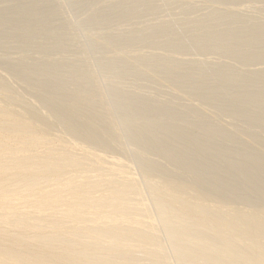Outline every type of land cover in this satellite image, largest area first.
<instances>
[{"label": "rangeland", "instance_id": "obj_1", "mask_svg": "<svg viewBox=\"0 0 264 264\" xmlns=\"http://www.w3.org/2000/svg\"><path fill=\"white\" fill-rule=\"evenodd\" d=\"M137 1H140L139 4L145 1L150 6L144 12L143 21L138 22V24L133 18L138 12L137 5L139 4L137 3L135 9H132L131 0H0V89H3L0 90V101L2 104L6 102L5 105L8 103L7 105H10L17 112L25 108L28 109V112L30 110L29 114L31 113L32 118L36 120H32L35 126L38 127L39 124L44 126L47 123V127L46 125L44 127L39 126L47 133L50 132L49 135L45 132L47 136L52 137L51 135H53L68 142L75 139L70 143L74 146H80V148H76L78 149L77 152L73 151V154H79L76 156L77 158L82 153L95 154L102 157L106 163H116V167H120L127 174H133L134 177L137 175L135 180L139 179L140 184L138 183V185L148 201L159 202L146 189L143 179L147 176L149 180L161 183L159 179L161 173L157 172L163 168L167 173L168 189L176 191L178 186L186 194L185 199L200 200L197 202L201 203L199 205H204L202 203L204 201L209 203L208 207L211 209L208 212L213 217L222 216L220 214L223 212L221 209H225L226 213L223 214L226 218L224 215L222 216L224 220L222 217H218V219L223 220V223L228 224L232 219L234 221L231 222L238 223L243 219L237 217L245 220L249 216L250 218L246 219L248 224L261 225L263 229L256 228L236 234L238 245L235 249L247 261L255 263L256 254L254 255L246 249L241 242L254 238L253 236H264V198L258 196L260 193H264V171L262 168L255 170L254 173L260 175L257 177L253 172L248 171L244 164H240L238 169L236 168L237 171H232L229 168L227 170L223 164L214 161L212 157L199 156L195 157L197 163L192 166L194 157L191 153L182 155L184 153L181 154L177 148H170L171 155H177L184 162V165L173 170V168L167 167L168 165L162 157L153 156V149H145L141 145L145 149L143 150L131 140H127L131 137L122 136L120 130L121 116L114 114L108 106L101 103V95L103 94V98L108 95V89L116 90L121 93L119 96L122 98L126 95L124 98L128 97L130 103L134 104L137 101L142 107L141 109L154 107L155 111L154 109L143 111L144 114H147L145 118H150L154 125L166 123L169 116H172L171 123L173 126L182 124L185 119H188L187 117L191 120L194 119L196 120L195 126L193 125L194 127L188 131L191 130V134L196 137L200 136L199 133L202 130L212 127H218L223 132L230 131L232 133L230 137H200L199 145L205 150L219 146L221 153L229 160L235 161L239 159V156L244 155L254 162H264V132L250 125L252 124L251 119L248 122L242 119L243 115L257 117L264 106L259 105L261 103H257L258 105L247 103L242 107H237L236 100L233 102L228 100V91L231 87L226 86L230 85V79L239 73L242 79L251 78L250 83L245 85V88L244 85L241 86L244 89L243 91L240 90L243 94L262 89L264 77L252 78L251 75L263 70L264 57L262 56L263 60H260L262 64L259 63L258 58L259 62L255 60L254 62H247L248 64L242 63L244 64L242 65L241 62L237 64L233 61L235 64H232L228 57L223 58L221 55L215 57L211 56L212 54L208 55L207 53H200L198 50L195 51V47L200 43L196 34L199 28H202L205 35L209 36V40H206L205 43L209 41L211 44L208 42L207 45L216 47L219 53L230 50L232 47L231 40L240 35L245 30V26L252 24L253 27L255 21L256 23L259 22L261 26L264 25V1L253 4L254 0H250L251 3L238 2L239 4H233L231 0H173V6L171 5L172 8L170 9L174 8V12L175 9L180 10L175 12L177 17L170 15L169 12L172 10L169 9L168 11V8L166 13L171 17L161 15L165 13L163 10V12L161 11V7L166 0ZM108 7H112L111 11ZM107 8L110 12L107 11ZM90 11L99 13L98 19L102 24L113 20V26L111 28H109L110 26H101V28L104 27L103 29L99 25L91 26L86 19V15ZM172 18L174 19L172 20ZM132 31L135 32V36L138 35L139 37V34L142 33V36L153 33L155 40L146 39L148 43H144L146 41L143 39L144 37L141 36V39L138 37L139 40ZM147 31L148 33H146ZM131 36L137 38V41L133 42ZM223 36H227V38L222 39ZM142 40L144 41L141 42ZM177 42L181 43L179 48L184 49L186 53H174L172 48ZM250 45L238 47L235 50L236 54H240V52L241 54H250L252 52ZM109 47L111 48L109 49ZM258 51L260 55H264V44ZM109 62H112L111 65L115 63L117 66L115 71L118 70V67L122 68L121 66H124V69H121L123 72L125 69L130 70V79L128 73L126 76H122V72L120 75L122 79L105 77L100 73L99 67ZM39 70L40 72L43 70L44 72H41L43 74H40ZM217 71L223 73L221 77L225 75L230 79L228 80L226 77L224 83L223 81L221 83L218 81L220 75L212 76ZM45 73L46 78L47 74H51L48 75L49 79H45ZM36 74L42 77H38V80ZM33 78L36 80H32ZM57 79H63L68 86L63 85L65 82L61 83L62 85L54 84ZM68 83L72 85L69 86ZM90 83H95L102 89L95 96L89 92ZM226 87L230 88L227 89ZM65 88H69L70 91ZM208 92L214 94L211 95ZM241 95L242 93L239 97ZM133 97L138 100L133 99ZM70 100L77 106L70 107L74 105ZM65 105H69V108L66 106L68 109H65ZM230 109L232 113L229 111ZM73 110L74 112H72ZM119 112H121L120 115L124 113L125 117L124 111ZM137 113L138 111L132 113L135 119L134 126H140L145 122V118H140L141 120L136 118ZM110 114H112L111 117ZM73 117L77 118L74 120ZM103 117L106 120L108 117L109 120L104 123L101 121ZM84 118H88L91 123L86 122L88 119L83 121ZM97 133L99 138L96 136ZM90 134L94 136H90ZM81 135L87 137L86 140L88 139L91 143L86 142ZM79 136L81 139L78 138ZM116 136L121 138V140L117 138V142L118 140L121 141L120 144L114 140ZM92 139L94 143H92ZM255 139H258V142ZM81 140L83 143L77 142ZM125 140L127 141L124 147L122 143ZM155 142L158 143L157 139L154 140ZM120 147L124 149V152L121 151ZM144 154H146L147 159L149 157L151 159L149 164L146 163L145 168L149 169L147 172L143 169L142 156ZM201 163L203 165L209 163L202 167L204 171L199 170ZM158 169L160 170L157 171ZM200 174L204 176L202 181L198 180ZM221 177L226 181L231 179L230 186L224 192L221 191L222 193L215 187L216 181ZM257 181H259L258 184ZM257 185L258 187H256ZM212 207L217 209L216 213L221 211L220 215L214 213L215 210L213 208V211ZM237 209L242 212L245 210V213L249 211V213L245 214L237 211ZM231 211L232 213H230ZM241 214L242 217L239 216ZM232 216L233 218H231ZM179 221L181 220L179 219ZM181 223L184 225L183 222ZM187 223L192 224L190 221ZM212 235L210 234L206 238L208 240L212 239L210 236L215 238V235ZM159 242L164 247L168 246L162 235H160ZM211 253L215 255L214 252ZM193 259L196 261L197 258L194 257ZM193 259L192 261L189 260L192 262L191 264L195 262ZM144 260L148 262L146 257ZM190 262L187 261L188 264ZM171 263L181 264V261L176 259Z\"/></svg>", "mask_w": 264, "mask_h": 264}, {"label": "bare ground", "instance_id": "obj_2", "mask_svg": "<svg viewBox=\"0 0 264 264\" xmlns=\"http://www.w3.org/2000/svg\"><path fill=\"white\" fill-rule=\"evenodd\" d=\"M249 1L250 0H231V3H251ZM258 1L264 0H254L253 4ZM138 2L140 1L131 0V7L133 4L132 9H135V5ZM143 2L142 4L138 3L141 6L139 7V5H137L138 12L133 18L136 19L135 23L137 24L143 21L144 12L150 7L147 2ZM172 3L173 0H166L164 2L161 11L163 10L165 13H162V16L166 17V12L173 6ZM108 8H110L109 10L111 11L112 7ZM170 10L172 11H170L169 14H172L173 17L176 16L175 12L180 11L179 9H175L174 12V8ZM169 14L167 15L168 17L170 16ZM98 15V12L93 11L87 13L86 19L91 26L99 25L100 28L101 26H110L109 28L113 26V20L106 24L99 22ZM173 19L174 18H172V20ZM244 28L245 30L240 35L231 40V49L224 53H219L216 47L207 45L209 41L207 43L205 42L209 40V36L205 35L202 28H199L196 34L200 43L195 47V51L198 50L200 53H207L208 55L212 54L211 56L215 57H219V55L223 58L228 57L231 62L233 61L237 64H240V62L242 64L254 62L255 60L258 61V58L259 61L263 60L264 55H260L258 50L261 48V45L264 44V25L261 26L259 22L256 23L255 21L253 27L252 24H250ZM250 28L255 29L251 30ZM148 31L146 33H148ZM133 34L135 36V32H133ZM139 35L141 37L143 33ZM136 36L137 38L139 37L138 35ZM135 37H133V42L137 41ZM142 37H144V40H155L153 33L145 34V36ZM226 38L227 36L222 37V39ZM147 41L148 40L144 41V43ZM178 42L175 44L176 47L174 45L175 48H172L174 53H186L184 49L179 48L181 43ZM249 44H251L250 46L252 48L250 54H241V52L240 54H236L235 50L238 47H248ZM110 48L111 47H109V49ZM260 57L262 58L260 59ZM233 62L232 64H235ZM259 63L262 64L261 61ZM111 64L112 62H109L100 66L98 69L99 72L105 77H117L122 79L120 75L123 72L121 69H124V66H121L122 68L118 67V70L115 71L117 66L115 63L113 65ZM129 67H131V65H129ZM43 70H41V72H44ZM45 71L47 72V70ZM127 71L130 72V70L125 69L122 76H126L128 73L130 79L131 72L129 73ZM41 72L40 74H43ZM38 74H36L37 78L42 77L38 76ZM221 74L223 73L217 71L212 76L217 77L220 75L221 77ZM238 74L239 73L236 74L237 76L234 75V78L230 79L229 77L231 80L230 85H226L227 87H231H229V91L227 90L229 93L227 96L228 100L232 102L236 100L235 103L237 107H242L247 103H261L259 105L263 107L264 93L262 92H264V87L260 90L249 93L245 92L243 94L240 90H244L242 88L243 85L245 88V85L247 86L250 83L251 78L242 79V76L240 77V74L239 76ZM48 75L49 74H47L46 78L45 73V79L50 78ZM258 76L264 77V68L262 71H258L251 75L252 78ZM220 77L218 81L221 83L223 81L224 83V79L227 76L224 75ZM117 78L114 79L120 81ZM34 79L35 78L32 80ZM41 81H43V79ZM61 83H63L64 86H68L63 79L54 81V84L62 85ZM71 85L70 83L69 86ZM69 88L71 89V87ZM101 90L99 85L90 83V94L95 96ZM240 92L242 95L239 97L241 94ZM209 93L211 95L214 94L213 92H208V94ZM119 94L121 95V93L116 90L108 89L107 96L102 98L103 94L101 95V103L108 106L114 114L119 115V117L121 116L120 130L122 131V136L127 135L131 137L127 140H131L136 146L143 150L153 149V156L162 157L165 163H167V167L175 170L179 168V166L184 165L182 158L179 159L177 155H171L172 151L170 148H177L181 154L184 153L182 155L188 153L193 155L192 166L197 163L195 157L199 156L205 158L212 157L214 161L223 164L227 170L230 169L232 171H237V167L240 166V164H244L248 171L253 172L257 177L260 175L255 174V170L262 168L264 171V162L262 161L260 163L254 162L248 156L244 155L239 156V159L235 161L233 159L229 160L221 153L219 146H215L210 150H205L199 145L200 137H230V135H232L230 131L223 132L218 129V127H212L202 130L199 133L200 136L196 137L191 134V130L188 131L195 126L194 122L196 120H191L189 117L178 126H173L171 123L172 116L167 118L166 123L154 125L150 121V118H145L147 114L143 112L144 110L150 109H154L155 111L154 107L141 109L142 107L137 101L136 103L135 100H132V102H135L132 104L130 103L131 101L129 102L128 97L124 98L126 95L122 98ZM133 99L136 98L133 97ZM5 103L0 104V264H170L171 261H176V259L179 260V262L181 261V264L182 262L183 264L184 262L188 264L194 257L197 258L196 261L193 259L195 261H193L194 264H262L264 262V236L256 237L252 235L254 238L241 242L246 249L254 255L256 254L255 263L247 261V259L238 254L235 249L236 245H238V240L235 237L236 234L256 228L261 229L263 227L261 225L253 226V224H248L249 222L246 219L249 216L245 220L244 218L237 217L238 219H243L238 223L231 222L233 219L230 221L231 223H223L222 221L224 218L222 216L224 212L226 213V211H224L225 209L222 210V208L221 211L223 212L219 211L222 216H218L222 217L223 220L221 218L218 219V217L216 218L209 214L208 210L211 209V207H208L209 203L205 201L202 202L204 205L208 204L204 206L203 204L199 205L200 202L197 203L200 200L190 201V199H185L184 196H186V194H184L182 188L178 186L176 191L168 189V179H166L167 173H165L166 170H163V168L161 171L164 172L159 171L160 169L157 170L159 171L157 173L162 174L159 176L161 183L149 180L146 175L143 179V183L149 193L159 200V202L153 200L148 201L138 185L139 179H137L138 181L135 180L137 175L134 177L132 176L133 174H127L120 167H116V163H106L102 157L95 154L82 153L80 154V157L83 155L82 158H77L76 156H79V154L75 153V155L73 151L77 152L78 149L76 148H80V146L78 147V145H75L77 146L75 147L74 144L70 143L75 139L68 142L65 141V139H59L53 135H51L52 137L47 136L50 132L48 131L47 133L44 129H40L41 126L44 127L47 124L46 122H44L46 123L44 126L43 124H39V126H41L37 127L35 123L32 122L34 118H32L31 113L29 114L30 110L28 112V109L25 108L17 112L12 109L10 105L8 106V103L6 105ZM69 105L62 107L66 109L67 107L69 108ZM134 105L137 108H134ZM72 106L75 107L77 105L75 103L70 107ZM74 110L76 109L74 108ZM74 110L72 112H74ZM118 110L124 111L125 117L124 113L120 115L121 112ZM135 111H138L136 114L137 119L145 118V122L140 126H134L135 119L132 113ZM229 111L232 113L231 109ZM76 112L75 114H77ZM231 113L229 114L232 115ZM111 115L112 114L109 116L111 117ZM104 116L106 115L104 114ZM76 118L73 117L74 120ZM86 119L88 118H84L83 121ZM242 119L246 122L251 119L252 124L250 125L264 132V107L257 117L254 118L249 115H243ZM107 120H109L108 117ZM107 120L105 117L101 118V121L104 123H106ZM34 121L36 120L34 119ZM83 121L81 120V122ZM86 122L88 124L91 123L89 119ZM180 132L184 133L181 134ZM85 133L86 132L83 134ZM91 135L93 134H90V136ZM81 136L86 140L87 137H83L84 135ZM81 136L78 138L81 139ZM93 136L92 138H95ZM96 136L99 138V134ZM117 138L116 136L114 140H116V143L120 144L121 138H118L120 139L118 142ZM155 139H157L158 143H154ZM127 140H125V142L122 141V144H126ZM87 141L88 139L86 142ZM171 141L173 142L170 143ZM255 141L258 142V139H255ZM77 142L83 143L82 140ZM88 142L91 143V141ZM92 143H94V140ZM141 145L144 146L145 149ZM121 147L123 146L121 145ZM121 147V151L124 152L123 148L125 145L123 148ZM145 155L146 154L142 156L144 161L143 169L147 172L149 169L145 168L146 163L149 164L151 159L149 156V159H147ZM207 161L210 162L208 159ZM201 164L199 170L204 171L202 167L207 166L209 163L204 165L203 163ZM164 169L167 168L164 167ZM203 178L204 176L202 174L198 175L199 181H202ZM230 181L231 179L226 181L221 177V179L216 181L215 187H217L220 192H224L225 189L230 186ZM258 182L259 181H257V184ZM256 187H258V185ZM220 192L219 194L222 193ZM258 196L264 198V193H260ZM191 199L193 200V198ZM215 207L217 208L216 205ZM213 208L214 207H212V210ZM216 210L214 213H216ZM151 211L154 213L152 214ZM237 211L239 210L237 209ZM219 213L216 214L218 215ZM230 213H232V211ZM242 213H245V210ZM246 213L248 214L249 211ZM239 216L242 217L243 215L241 214ZM252 217L253 216H251V218ZM231 218H233V216ZM179 219L181 221H179ZM189 221L192 224L187 223ZM181 222H183L184 225H182ZM211 232L214 234L212 235ZM209 233L212 236L215 235V238L210 236L212 239L208 240L206 237L210 235ZM160 235L164 236L168 245L167 247L160 244ZM224 237H227L228 240ZM210 252H214L215 255L211 253L213 254V256H211ZM144 257L147 258L148 262L144 260ZM191 263L192 262H190V264Z\"/></svg>", "mask_w": 264, "mask_h": 264}]
</instances>
